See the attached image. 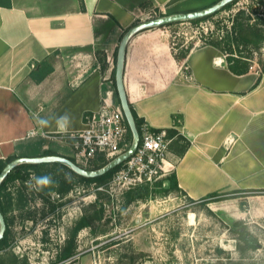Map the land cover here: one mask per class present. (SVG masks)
<instances>
[{"label":"crops","instance_id":"crops-1","mask_svg":"<svg viewBox=\"0 0 264 264\" xmlns=\"http://www.w3.org/2000/svg\"><path fill=\"white\" fill-rule=\"evenodd\" d=\"M219 1L11 0L10 8L0 7V159L72 160L73 150L58 148L54 135L82 130L84 116L104 100L121 106L115 38L144 15L194 12ZM173 25L131 39L124 69L131 107L149 128L177 130L168 161L189 199L264 189V71L234 74L219 49L174 33ZM46 59L55 70L37 84L30 73ZM242 199L225 202L239 208ZM247 199L248 211L240 212L264 223V195Z\"/></svg>","mask_w":264,"mask_h":264},{"label":"rangeland","instance_id":"rangeland-1","mask_svg":"<svg viewBox=\"0 0 264 264\" xmlns=\"http://www.w3.org/2000/svg\"><path fill=\"white\" fill-rule=\"evenodd\" d=\"M254 2L240 0L197 26L184 22L169 29L206 44L225 33L240 11L250 13ZM159 16L154 13L141 18L145 21ZM252 17L257 18L255 14ZM122 37L115 38L117 45ZM98 58L103 59V54ZM252 62L253 70L261 73L264 50L254 53ZM233 141L229 139L226 144ZM65 145L71 148L67 142L57 147ZM71 159L75 161L74 156ZM99 163L101 159L84 168L96 170L101 168ZM168 163L164 177L130 190L118 182L120 169L97 185L79 183L71 171L52 168L51 176L76 185L74 192L61 196L55 191L45 198L40 196L34 174L25 182L11 183L9 191L17 199L24 194L26 203L15 200L8 213L10 226L8 238L0 246V264H264L263 218L240 212L248 211V196L264 195V189L212 193L200 200L189 199L183 192L166 193L167 179L176 169V163ZM213 195H232L231 199L242 195L245 199L240 210L225 199L203 202ZM101 209L102 220H91L90 227L77 230L83 217H93ZM243 235L257 240L261 248L245 250ZM71 250L73 256L60 262V257Z\"/></svg>","mask_w":264,"mask_h":264},{"label":"trees","instance_id":"trees-1","mask_svg":"<svg viewBox=\"0 0 264 264\" xmlns=\"http://www.w3.org/2000/svg\"><path fill=\"white\" fill-rule=\"evenodd\" d=\"M240 0H236L233 3L226 6L224 9L219 11L218 13L203 18L191 21L190 24L197 26L201 22L210 20L214 18L215 16L219 15L225 10L230 9L234 4L239 2ZM0 7L10 8L11 7V0H0ZM261 8H263V11L260 12ZM250 13H246L245 11H240L235 18L232 20L231 26L225 33L222 32V35L212 41H208L206 44H209L217 49H219L224 55L227 60V64L231 72H233L236 75H243L248 73L252 67H253V55L254 53H258L259 51L264 50V0H255L254 4L250 5ZM256 15V19L252 17V15ZM252 20H255L252 22ZM178 24V23H177ZM170 26V25H169ZM54 66L52 62L49 59L43 60L40 63L36 65V67L31 71L30 77L31 79L37 83L40 84L43 82L49 75H51L54 72ZM262 71H264V62L262 63ZM132 108V107H131ZM137 127L139 130L140 135L142 134L141 128L144 124V121L139 118L135 110L132 108ZM175 122L178 124V121L175 120ZM153 130V129H152ZM155 132H160L161 130H153ZM168 138H172L177 134V130L171 129L167 131ZM189 146V143L185 146L184 151ZM14 160V158H9L7 160L0 159V173L3 171V169L6 167V165ZM75 162L74 160H72ZM108 162L101 160V163H99L103 167ZM60 167L62 169L71 171L69 168L63 165L59 164H40V165H21L14 169L8 177L4 180L0 187V208L2 213L5 216V220L7 223V230L5 233L4 238L0 241V246L6 241L8 238V229L10 226V220L8 217L9 211L12 209V207L15 205V200L21 205H25L26 199L24 197V194H21L18 196V199L13 196V193L9 191V185L11 183H15L19 180L22 182H25L26 179H28L32 174L37 176L38 179H43L45 177L50 178V183L43 184L38 183L37 189L43 198L47 197L46 194L56 191L59 193H66L69 188L71 187L72 183L69 184L65 179L53 177L51 176L50 169ZM121 166L115 168L114 170L110 171L109 173L98 177V178H84L73 171H71L74 175L77 176L79 183L84 184H97L102 185L105 182H107L116 171L120 169ZM169 181V187L165 189L166 193L170 192H180L182 193V190L179 188L177 178L175 174H173L171 177L167 179ZM159 186H162V182L158 183ZM232 195L227 196H217L213 195L209 197L208 199L204 200L203 202H212V201H220V200H226L231 199ZM104 214V209H101L99 211H96L93 217H83L78 226L77 230L87 228L91 226V220H102ZM243 241L245 242V250H258L261 248V245L258 243L255 239L247 238L245 235H243ZM73 250L69 253H64L59 261L63 262L70 258L72 256Z\"/></svg>","mask_w":264,"mask_h":264},{"label":"built area","instance_id":"built-area-1","mask_svg":"<svg viewBox=\"0 0 264 264\" xmlns=\"http://www.w3.org/2000/svg\"><path fill=\"white\" fill-rule=\"evenodd\" d=\"M83 123L80 131L58 133L54 137L71 146L75 163L80 167H88L100 159L110 162L131 146L132 134L124 112L111 101L104 100L99 111L87 113ZM141 132L138 149L121 165L117 177L126 190L157 181L168 170L171 139L167 131L155 132L143 124Z\"/></svg>","mask_w":264,"mask_h":264},{"label":"water","instance_id":"water-1","mask_svg":"<svg viewBox=\"0 0 264 264\" xmlns=\"http://www.w3.org/2000/svg\"><path fill=\"white\" fill-rule=\"evenodd\" d=\"M234 1L236 0H221L215 5L203 10L188 12V13L163 15L147 21H142L137 25L131 27L123 35L117 51V59H116V67H115V83H116V90L120 100L121 108L124 112L127 124L132 134V143L127 151L117 156L103 167L96 170H87L85 168H82L72 160L62 156L17 158L9 162L6 165V167L3 169V171L0 173V187L4 182V180L8 177V175L14 169H16L21 165L59 164L66 166L77 175L88 179L101 177L109 173L110 171L114 170L115 168L121 166L136 152L141 140V136L137 127V123L131 105L127 97L125 84H124V69H125L126 54L131 39L139 32L145 30H149L153 28H161L177 23L191 22L194 20L203 19L212 16L218 13L219 11H221L222 9H224L229 4L233 3ZM6 230H7V223L5 220V216L0 208V241L4 238Z\"/></svg>","mask_w":264,"mask_h":264},{"label":"clouds","instance_id":"clouds-1","mask_svg":"<svg viewBox=\"0 0 264 264\" xmlns=\"http://www.w3.org/2000/svg\"><path fill=\"white\" fill-rule=\"evenodd\" d=\"M67 122H68V117L67 116L61 118V120H60L61 131L65 130ZM41 123H43V121H41ZM37 183L48 184V183H50V178L45 177L43 179H38Z\"/></svg>","mask_w":264,"mask_h":264},{"label":"flooded vegetation","instance_id":"flooded-vegetation-1","mask_svg":"<svg viewBox=\"0 0 264 264\" xmlns=\"http://www.w3.org/2000/svg\"><path fill=\"white\" fill-rule=\"evenodd\" d=\"M76 185L75 184H72L71 185V187L69 188V190L66 192V193H60L59 195L61 196V195H67L68 193H70V192H74V187H75ZM37 191H38V189H37ZM56 192V191H55ZM65 205H62L61 207H64ZM73 256V255H72ZM71 256V257H72ZM69 259V258H68Z\"/></svg>","mask_w":264,"mask_h":264}]
</instances>
